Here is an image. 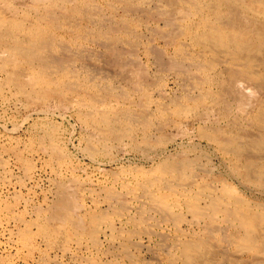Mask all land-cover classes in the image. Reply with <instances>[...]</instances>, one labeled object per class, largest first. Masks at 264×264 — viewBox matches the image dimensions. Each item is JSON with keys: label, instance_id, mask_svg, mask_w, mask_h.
<instances>
[{"label": "rangeland", "instance_id": "obj_1", "mask_svg": "<svg viewBox=\"0 0 264 264\" xmlns=\"http://www.w3.org/2000/svg\"><path fill=\"white\" fill-rule=\"evenodd\" d=\"M80 1L90 11L86 14L91 21L85 17L78 21L86 31L103 30L105 22L113 23L110 27L115 31L120 27L117 21L124 18L132 31L129 42L106 46L96 36H87L84 29L72 35L69 29L57 27L44 55L68 69L75 68L76 78H72L83 87L111 89L112 95L93 106L107 110L108 117L118 113L120 119L112 120L110 135L103 134L102 127L93 124L92 107L80 102L76 93L29 96L3 81L5 73L0 68V264H187L178 244L191 234L204 236L205 223L185 210L164 212L153 204L151 196L156 193L172 196L163 187V180L172 181L171 177L167 173L160 181L157 166L166 160L194 157L195 165L199 164L195 172L203 166L212 170L206 181L225 172V159L197 132L233 124L245 128L243 106L260 92L257 88L242 91L239 86L238 97L244 105L238 104L229 92L206 82V76H214L211 70L206 75L195 60L176 57L172 42L161 35L166 15L161 12L170 11L168 0H134L130 8L106 0ZM36 3L0 0V13L33 21ZM206 90L220 95L215 101L208 97L200 101L195 111L203 113L205 121L196 120L194 111L180 117L172 114L173 101L188 105L186 95H203ZM242 182L233 183L238 191L249 196L250 202L264 203V187ZM60 200L76 226L71 230L60 226V217L52 216L59 212ZM90 214L103 217L96 240L84 231ZM175 216L180 220H173ZM42 222L57 227L55 235L40 234L37 224ZM212 224L221 232L226 228L219 214ZM221 232L209 239L210 247L216 249L214 255L210 249L195 264H264L263 255L253 260L252 255L236 251L233 243L221 239Z\"/></svg>", "mask_w": 264, "mask_h": 264}, {"label": "bare ground", "instance_id": "obj_2", "mask_svg": "<svg viewBox=\"0 0 264 264\" xmlns=\"http://www.w3.org/2000/svg\"><path fill=\"white\" fill-rule=\"evenodd\" d=\"M36 1L38 2L35 6L37 14L33 17L35 18L32 19L33 21L27 22L22 17L23 15L0 13V47L5 52L4 55L0 54L2 55L0 56V68L5 73L3 81L12 84L19 92L33 97L37 95L47 97L53 93L60 94L63 91L76 93L80 96V102L92 107L93 124L101 126L105 132L103 134L110 135L112 133V120L119 118L120 114L111 113L108 117L107 110L104 112L101 110L102 108L98 109L96 108L97 105H93L102 97L112 95L111 89L110 91H105L106 89L100 91V89L96 87L95 89L92 86L85 87V85L83 87L82 83H78V79H74L76 80L74 81L72 78L76 75L74 73L75 68L68 69L62 64L60 65V61L57 62L55 59L48 58L43 51L52 41L54 42L56 35L54 29L57 27H59L58 30L61 27L69 29L70 34L72 31L77 32L74 35L84 29L87 36H96L94 39L106 46L114 45L116 42L123 45L124 42H129V37L132 36L130 23L124 18L117 21L120 23L119 29H116L117 32L111 29L113 23L110 24L111 27L108 26L109 22H105L107 25L103 30L86 31L84 23L80 25L78 21L82 17L91 21L90 16L86 14L90 11L87 10L86 12L85 8L81 7L79 0L76 2L74 0ZM106 1L110 4H119L124 8H130L134 2V0ZM149 1L141 2L148 3ZM168 5L170 11L159 9L162 11L161 13L166 14L163 21L165 27L161 35L162 38H168L172 42L176 57H180L182 61L184 59L195 60L196 66L203 68L206 71L205 74L211 70L214 76H206L204 78L206 82L215 83L219 91L229 92L238 104H242L241 98L238 97V93H241L240 88L238 89L239 86L242 87V91L243 89L249 91L257 88L260 96H253L254 99L251 98L252 100L250 99V102H246L248 104L243 106L245 128H236L233 124L227 128L220 126L199 128L197 132L201 139L213 145L225 159L227 169L225 172L218 170L219 172L213 175L212 179L206 181L208 177L205 176L212 170L210 171L209 167L208 171L207 168H203L206 166H203L199 173L195 172L194 166L199 164L195 165L196 160L192 159L194 157L163 161L157 166V171L161 174L159 175L160 181L164 179V175L167 173L169 174L167 177H171L172 181L163 180V187L170 189L172 196L168 197L164 193L157 195L156 193L155 196H151V201L159 209L165 210L164 212L175 209L185 210L193 218L201 219L205 223L204 227L202 225L204 236L191 234L188 238L186 237L187 239L179 242L180 253L185 263L192 264L194 262L195 264L200 261L202 256L208 254L210 249L211 251L216 250L214 247H210L212 243L209 244L211 242L209 239L222 231V229L213 227L212 224L217 214L221 215L226 224L225 230L221 232L223 234L221 239L233 243L236 251L246 252L252 255L253 260H257L260 256H264V203L252 202V200L250 202L249 196L235 188L234 181L241 180L261 188L264 187V0H168ZM119 8L121 7L119 6ZM101 24H103L102 21ZM92 27L94 28L93 25ZM78 39L75 40L78 41ZM215 75L218 76L213 78ZM209 91L206 90L203 95L198 94L190 97L186 95V101L190 100L191 102L188 105H182L178 101L172 100L174 102H172V114L180 117L187 116L191 111H194L197 112L195 115L198 116L196 120L205 121V117H203L205 115L195 110L201 106L200 103L204 97L215 101L220 95L215 94L219 91L213 93ZM145 100L146 102L149 101L147 98ZM237 103L236 106L244 105H237ZM221 108L223 107L221 106ZM160 110L163 109L160 108ZM89 114L91 115V113ZM111 115L114 116L111 117ZM87 118L90 119L89 116ZM84 119L86 118L84 117ZM142 138L146 142V136L143 135ZM59 203V212L52 216L60 217L62 221H60V226L63 225L71 230L75 225L65 211V202L60 200ZM102 219V215L90 214L89 225L84 231L92 238L91 240L95 239ZM173 220H180V217L175 216ZM56 228L51 227L46 222L37 224L38 232L48 237L55 235ZM26 232H23L24 237L27 236ZM213 255L211 258L214 257ZM170 264L173 262L170 261Z\"/></svg>", "mask_w": 264, "mask_h": 264}]
</instances>
